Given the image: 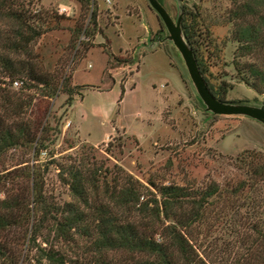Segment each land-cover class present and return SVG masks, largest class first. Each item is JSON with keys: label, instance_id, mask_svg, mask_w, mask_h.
Segmentation results:
<instances>
[{"label": "rangeland", "instance_id": "rangeland-1", "mask_svg": "<svg viewBox=\"0 0 264 264\" xmlns=\"http://www.w3.org/2000/svg\"><path fill=\"white\" fill-rule=\"evenodd\" d=\"M81 1L34 0L28 8L46 24L42 25L43 36L30 45L29 56L21 53V60L55 79L56 97L44 98L41 88L29 89L33 86L26 76L12 77L0 67V94L29 95L33 99L19 121L28 123L37 138L47 144L46 154L39 161L26 149L11 151L0 159V175L16 169L17 176L0 194V201L8 198L9 191L28 202L30 184L18 170L28 164L44 177L45 195L51 205L71 203L61 169L72 159L85 157L109 170L113 178L116 166L121 168L125 175L147 186L151 197L157 192L149 183L158 188L185 185L197 191L239 180L236 159L247 151L264 153V126L250 118L214 116L206 111L184 60L166 39L169 33L148 0H111V4L105 0ZM161 2L176 21L180 13L177 2ZM196 3L194 13L203 9L196 31V49L207 68L203 77L217 89L229 90L228 103L262 106L264 96L246 86L234 70L237 44L230 29L216 21L232 6L230 0ZM62 7L67 12H61ZM18 32L16 22L0 17V57H15L9 43L16 42ZM15 80L28 87L13 89ZM68 90L80 93L74 95L72 106L67 102ZM216 207L220 211L224 203ZM13 216L17 223L0 233L4 249L0 264H39L40 247L57 246L70 257L85 247L78 238L77 244L60 243L46 229L34 244L30 239L37 218L23 217L22 208ZM132 217L138 218L135 213ZM199 228L197 224V233ZM203 228L201 251L210 264L256 263L252 260L256 250L249 253L235 246L232 237L218 231L214 218ZM247 233L253 242L255 233ZM248 254L250 257H245Z\"/></svg>", "mask_w": 264, "mask_h": 264}, {"label": "trees", "instance_id": "trees-1", "mask_svg": "<svg viewBox=\"0 0 264 264\" xmlns=\"http://www.w3.org/2000/svg\"><path fill=\"white\" fill-rule=\"evenodd\" d=\"M175 1L183 7V32L204 76L207 68L196 49V31L203 9L198 13L192 9L202 0ZM230 2L232 6L216 21L230 29L237 44L232 65L240 80L264 96V0ZM33 5L34 0H0V17L16 22L19 27L16 42L9 43L15 57H0V67L12 77L26 76L33 86L29 89L41 88L44 98L53 99L57 95L52 83L55 79L21 60V55L29 56L30 45L44 34L42 25L46 22L28 9ZM205 80L213 95L228 103L225 99L229 90L217 89ZM24 86L28 87L25 83ZM66 94L68 105L72 106L74 95L80 93L68 90ZM32 102L29 95L0 94V159L17 149L34 153L36 161L46 153V141L38 139L28 123L19 121ZM84 160L88 161V157L72 159L61 169L73 199L63 207L51 205L45 195L44 177L27 162L18 170L22 172L20 177L30 184L28 202L27 198L19 199L9 191L8 198L0 201V233L17 223L13 213L22 208L23 217L37 218L30 239L34 244L45 229L60 243L77 244L76 238L85 242L84 249L75 257L57 246L40 247L39 264H210L205 258L208 256L201 251L200 237L205 235L203 227L211 218L218 222V231L232 237L235 246L249 253L256 250L252 256L255 264H264V153L247 151L236 159L241 172L237 181L230 179L223 186L214 184L197 191L185 185L158 188L149 183L157 192L153 197L148 195L147 186L125 175L121 168L116 166L118 170L113 178L109 170L97 167L90 160L85 164ZM14 172L16 169L0 175V188H4L0 194L8 188L7 184L16 180ZM220 203H224V208L219 211L216 206ZM133 213L138 218L132 217ZM197 224L201 226L200 233ZM247 231L255 233L253 242ZM49 244L47 241L46 245ZM3 250L0 245V255Z\"/></svg>", "mask_w": 264, "mask_h": 264}, {"label": "water", "instance_id": "water-1", "mask_svg": "<svg viewBox=\"0 0 264 264\" xmlns=\"http://www.w3.org/2000/svg\"><path fill=\"white\" fill-rule=\"evenodd\" d=\"M148 2L152 10L163 21L169 33L166 39L174 44L184 60L196 91L206 106V111L214 116L250 118L264 126V103L260 107H250L242 104L225 103L213 95L201 73L194 50L183 32L184 10L181 3L177 2L180 13L175 21L160 0H148Z\"/></svg>", "mask_w": 264, "mask_h": 264}, {"label": "built area", "instance_id": "built-area-1", "mask_svg": "<svg viewBox=\"0 0 264 264\" xmlns=\"http://www.w3.org/2000/svg\"><path fill=\"white\" fill-rule=\"evenodd\" d=\"M106 3L108 4H111V0H105ZM61 12H67V10L65 8H61L60 9ZM23 85H24V82L23 81H18V80H15L11 83V87L15 90H20L23 88ZM43 154H46V153H43Z\"/></svg>", "mask_w": 264, "mask_h": 264}]
</instances>
